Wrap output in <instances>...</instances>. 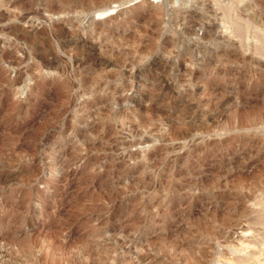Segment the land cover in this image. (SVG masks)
Returning a JSON list of instances; mask_svg holds the SVG:
<instances>
[{"label":"rangeland","instance_id":"374dc122","mask_svg":"<svg viewBox=\"0 0 264 264\" xmlns=\"http://www.w3.org/2000/svg\"><path fill=\"white\" fill-rule=\"evenodd\" d=\"M167 1L0 0V264H264V70Z\"/></svg>","mask_w":264,"mask_h":264},{"label":"bare ground","instance_id":"6f19581e","mask_svg":"<svg viewBox=\"0 0 264 264\" xmlns=\"http://www.w3.org/2000/svg\"><path fill=\"white\" fill-rule=\"evenodd\" d=\"M215 1L222 10V23L223 27L215 26L213 23L204 25L203 23H197L202 28L204 26V34L199 40H207L209 46L205 47L206 50L199 49L204 57L210 58L211 55L218 54V52L225 53L227 58L232 57L231 51L223 49L221 43H214V41L222 40L224 42H230V45L235 47L236 52H248L249 55L244 57L245 60L256 62L260 70H264V22L258 23L251 17H244L239 11L238 6L245 0H232L233 5H227L221 0ZM171 3V0L167 1V5ZM237 5V6H235ZM165 12L163 8L158 9ZM254 12L263 18L264 21V2H256L253 6ZM224 30V36H220L215 32L217 29ZM222 31V30H221ZM220 32V31H219ZM237 55V54H235ZM202 56V58H204Z\"/></svg>","mask_w":264,"mask_h":264}]
</instances>
